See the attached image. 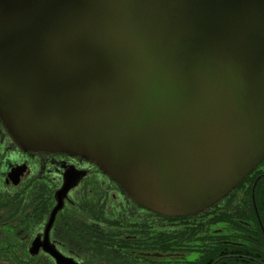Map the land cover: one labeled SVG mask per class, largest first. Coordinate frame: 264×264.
I'll return each mask as SVG.
<instances>
[{"label":"water","instance_id":"obj_1","mask_svg":"<svg viewBox=\"0 0 264 264\" xmlns=\"http://www.w3.org/2000/svg\"><path fill=\"white\" fill-rule=\"evenodd\" d=\"M0 117L199 213L264 159V0H0Z\"/></svg>","mask_w":264,"mask_h":264},{"label":"flooded vegetation","instance_id":"obj_2","mask_svg":"<svg viewBox=\"0 0 264 264\" xmlns=\"http://www.w3.org/2000/svg\"><path fill=\"white\" fill-rule=\"evenodd\" d=\"M244 185L166 216L91 159L23 147L0 117V264H264V159Z\"/></svg>","mask_w":264,"mask_h":264},{"label":"trees","instance_id":"obj_3","mask_svg":"<svg viewBox=\"0 0 264 264\" xmlns=\"http://www.w3.org/2000/svg\"><path fill=\"white\" fill-rule=\"evenodd\" d=\"M248 178V176H246L235 188H234V190L233 191H236L240 186L242 187V189H245V190H247V188H246V186L244 185V183L246 182V179ZM244 186V187H243ZM232 191V190H231ZM234 193V192H233ZM250 194V192L249 191H247V192H245L243 195H239L240 197H242L243 198V200L245 201V203H246V199H247V196ZM234 196H237V194H235ZM216 204V203H215ZM214 204V205H215ZM229 205H231V202L229 203ZM202 212V211H201ZM200 213V212H199ZM199 213H197V216H198V214ZM200 220L201 219H199V218H196V219H194V221L195 222H197V224H199V222H200ZM209 220H211V221H209ZM207 221H209V223H215V220H214V216L213 217H211V218H207ZM193 222V221H192ZM198 231H199V226H197V230L196 231H194L193 230V227H191V229H190V235H189V237H190V241L193 243V242H198V239H199V233H198ZM199 243V242H198ZM231 248V247H230ZM239 249H243L242 247H238ZM239 252H241V253H246L245 251H239Z\"/></svg>","mask_w":264,"mask_h":264}]
</instances>
